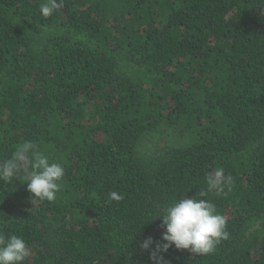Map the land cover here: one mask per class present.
<instances>
[{
	"label": "trees",
	"instance_id": "1",
	"mask_svg": "<svg viewBox=\"0 0 264 264\" xmlns=\"http://www.w3.org/2000/svg\"><path fill=\"white\" fill-rule=\"evenodd\" d=\"M45 2L0 0V162L31 141L65 175L53 202L0 181V236L25 264H153L140 242L222 167L201 199L229 238L165 264H264V0Z\"/></svg>",
	"mask_w": 264,
	"mask_h": 264
},
{
	"label": "clouds",
	"instance_id": "2",
	"mask_svg": "<svg viewBox=\"0 0 264 264\" xmlns=\"http://www.w3.org/2000/svg\"><path fill=\"white\" fill-rule=\"evenodd\" d=\"M61 6L57 0H46L40 5L44 17H49ZM26 174L28 191L34 199L41 202H53L61 190L65 175L61 163L50 161L44 151L39 150L31 141H24L15 147L10 158L0 162V181L12 183ZM231 178L226 177L222 167L209 172L206 178L207 191L201 190L197 197L174 201L164 210L159 220L162 221L160 241L148 236L140 242V248L150 254L153 264H165L164 254L173 246L177 250H188L198 255L210 254L221 240H227V222L216 211L215 204L205 197L207 192L220 195ZM122 196L113 191L108 200L120 201ZM156 220V219H155ZM30 252L26 242L16 236H0V264H25Z\"/></svg>",
	"mask_w": 264,
	"mask_h": 264
}]
</instances>
